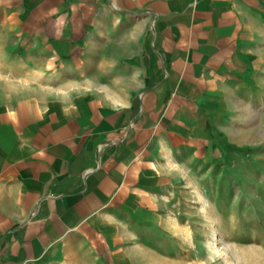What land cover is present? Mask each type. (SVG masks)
<instances>
[{
  "label": "crops",
  "instance_id": "1",
  "mask_svg": "<svg viewBox=\"0 0 264 264\" xmlns=\"http://www.w3.org/2000/svg\"><path fill=\"white\" fill-rule=\"evenodd\" d=\"M0 60V264H203L182 206L264 167V0H0Z\"/></svg>",
  "mask_w": 264,
  "mask_h": 264
},
{
  "label": "rangeland",
  "instance_id": "2",
  "mask_svg": "<svg viewBox=\"0 0 264 264\" xmlns=\"http://www.w3.org/2000/svg\"><path fill=\"white\" fill-rule=\"evenodd\" d=\"M243 153L241 158L250 166L240 170L235 166L234 173H222V181L211 188L204 186L198 198L182 206V228L190 232L182 243L188 248L195 245L203 264H264V167L250 161L248 151ZM228 177L234 178L232 182ZM213 199L216 204L211 203ZM218 237L228 242L231 250L211 258L219 249ZM237 256L244 261L238 262ZM182 258L193 256L184 252Z\"/></svg>",
  "mask_w": 264,
  "mask_h": 264
},
{
  "label": "bare ground",
  "instance_id": "3",
  "mask_svg": "<svg viewBox=\"0 0 264 264\" xmlns=\"http://www.w3.org/2000/svg\"><path fill=\"white\" fill-rule=\"evenodd\" d=\"M207 207V206H206ZM208 207H209V205H208ZM216 226V225H215ZM216 240V242H217V245L219 246V249H217L216 251H215V253H214V256H211V258H214V257H219V256H221L220 254L221 253H227V252H229L230 250H231V246L229 245V243L228 242H226V241H224L221 237H218V238H216L215 239ZM234 248V247H233ZM234 254V253H233ZM236 255V254H235ZM222 257V256H221ZM232 257H234V256H232ZM237 260H238V262H243L244 260H243V258H240L239 256H237ZM236 260V261H237ZM226 263V262H225ZM236 263V262H235Z\"/></svg>",
  "mask_w": 264,
  "mask_h": 264
}]
</instances>
